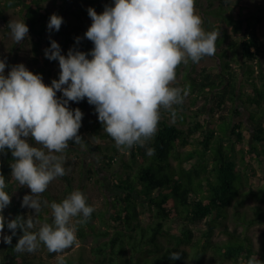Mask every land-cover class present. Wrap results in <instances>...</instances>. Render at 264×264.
Instances as JSON below:
<instances>
[{"label": "trees", "instance_id": "1", "mask_svg": "<svg viewBox=\"0 0 264 264\" xmlns=\"http://www.w3.org/2000/svg\"><path fill=\"white\" fill-rule=\"evenodd\" d=\"M49 1L0 0V21L8 25L7 11L17 8L25 18L32 34L34 53L38 55L44 41H48L50 16L55 13L63 18L61 8L78 5V15L84 25L80 26L79 43L74 36H66V55L70 48L90 52L93 44L84 37L92 22L87 9L94 8L99 14L106 5H113L114 0H53L61 6L56 11L46 6ZM232 1L217 0L216 8L202 11L206 32H219V25L225 22L232 26L234 34V40L229 43L228 38L232 35L226 31L215 42L213 56L220 62L219 72H211L206 67L197 70L196 64L186 70L192 106H197L200 100L204 103L197 109L191 108V113L184 102L173 105L175 122H159L156 134L144 147L137 144L128 149V159L103 130L95 108L88 112L86 98L79 106L69 105L71 109L79 108L84 113L82 119L93 129L98 143L86 138L82 126L79 135L84 138L86 150L97 158L100 166L115 172V187L119 191L113 200L110 198L105 213H100L86 201L94 211L87 223L79 227L78 235L81 240L90 235L97 240L105 239L91 250L96 264H207L206 256L210 252L216 264H246L252 255L264 261V234L258 250L247 232L230 230L227 226L224 230L227 241L213 240L216 229L229 220L228 210L232 206L244 205L249 199L264 203V183L257 189L251 186V174L255 173L251 168L252 161L264 162V35L258 27L263 19L258 12L240 5L243 0H235V4ZM210 3L213 6V2ZM211 17L217 20L213 22ZM57 65L59 68L58 62ZM182 66L183 63L177 67V73ZM44 71L34 69L31 72L43 76ZM242 108L254 123L250 144L245 143V124L237 120L243 115ZM189 145L191 149L182 150ZM71 147L82 148L70 142L68 149ZM148 148L154 149V154L148 155ZM11 162L10 151L0 153V174L5 177V191L11 195V203L5 209L11 213L9 219L17 215L26 218L29 208L21 207V202L28 190L10 176ZM93 166L97 168L95 164ZM61 177L67 190L72 192V179L67 174ZM45 193L49 200L54 199L49 192ZM141 208L150 210L151 222H142ZM254 211V217L235 212L237 226L248 229L264 221L263 208L257 206ZM98 217L106 224V229L94 224ZM206 218L209 230L204 243L194 241L189 228L166 230L170 221L183 226ZM48 221L51 223L52 219ZM4 230L7 235H12L6 223ZM21 235L22 232L17 230L11 245L0 239V264H31L33 259L28 256L31 253L14 251ZM183 246H191L194 250L190 252ZM173 252H179L181 259L171 260ZM67 264H87V260L80 257L68 260Z\"/></svg>", "mask_w": 264, "mask_h": 264}, {"label": "clouds", "instance_id": "2", "mask_svg": "<svg viewBox=\"0 0 264 264\" xmlns=\"http://www.w3.org/2000/svg\"><path fill=\"white\" fill-rule=\"evenodd\" d=\"M87 12L92 22L84 37L92 42V49L85 53L70 48L63 55L60 45L51 40L45 56L58 61L60 72L50 85L23 63L12 65L5 75L7 65L0 59V153L11 152L10 176L20 187L30 189L21 207L34 210L35 215L42 206L48 207L52 214L51 223H41L32 214L6 221L3 212L11 195L0 174V239L11 245L20 230L14 251L32 253L42 243L58 254L56 264H66L61 254L77 243L76 225L87 223L94 211L80 190L60 202L41 199L49 184L66 174L63 164L69 143L86 150L79 135L84 113L71 109L69 101L79 103L86 98L118 149L144 147L157 132L161 109L175 119L173 105L181 104L188 94L172 86L177 67L214 55L220 35L202 28L195 0H114L102 13L91 7ZM62 23L63 18L53 13L47 27L59 31ZM7 27L16 44L28 37L24 20L11 19ZM76 39L79 43L80 38ZM146 151L154 154L152 148ZM5 223L12 235H3ZM170 259L180 260L181 254L173 252ZM246 264L264 261L252 255Z\"/></svg>", "mask_w": 264, "mask_h": 264}, {"label": "rangeland", "instance_id": "3", "mask_svg": "<svg viewBox=\"0 0 264 264\" xmlns=\"http://www.w3.org/2000/svg\"><path fill=\"white\" fill-rule=\"evenodd\" d=\"M213 2V6L210 5V2ZM233 4H235V0L232 1ZM217 0H195V9L196 13L202 18V21L204 23V15L202 13L203 9H211L213 10L217 6ZM112 5V4H109ZM240 5L244 7H248L253 9L254 11L258 12V14L262 17L263 21L258 25L261 34L264 35V0H243L240 2ZM46 6L51 11H56L57 9L61 8V6L57 5L53 0L46 3ZM78 7V5L76 6ZM74 8L73 6H67L66 9L61 8L63 11V23L59 29V31L51 30L47 32V38L48 41L51 43V40H55L61 48V54L66 55L67 51V40L66 36L72 35L75 38H77L80 33L81 29L80 26L84 25V21L81 19L78 15V9ZM7 17L10 21L13 20H24L25 18L23 14L17 9L12 8L7 11ZM212 21H216L217 19L215 17H211ZM89 17L87 21H89ZM26 23V22H25ZM202 23V28H204V24ZM221 27V30L219 31L220 35H222L225 31L232 35V38H228L229 43L231 40H234V34L232 30V26H229L225 22L223 25H219ZM47 40L44 41L43 45L41 46V51L38 55H35L34 49H33V39L32 34L28 33V37L22 41L19 44H16L10 34V30L8 29L7 25L4 24L2 21H0V59L5 60L6 62V68H5V75H7V72L10 70L12 65L23 63L28 70L33 71L34 69H42L45 70L43 73V82L46 85H49V83L53 79H59V68L57 65L58 61L55 60H49L45 56V49H48L50 47V43ZM192 64H196V69L201 70L202 68L206 67L211 72H219L220 71V62L215 56H205L203 57L198 63H193L191 60L187 64L183 63V66L181 68V71L179 73L176 72V80L174 81L173 85L174 87H179L182 89L187 90V85H189V79H186V70L190 68ZM190 87V85H189ZM187 96L183 99L184 104L189 108V113L191 108L197 109L204 103L203 100H200L198 102L197 106H192V99L191 94L189 91H187ZM57 97L62 98V93L57 92ZM82 101L79 103L69 101V105L76 104L77 106L80 105ZM88 112L92 111L91 108H94L93 105L88 104ZM243 115L240 117H237V120L243 121L245 124L244 134H245V143L250 144L252 143V137H253V129H254V123L250 120L249 113L245 110V108H242ZM161 118L159 122L162 121H169L170 123H174L175 119L171 117V113L169 111H165L164 109H161L160 112ZM185 128H187L185 126ZM82 129L83 133L86 136L88 140H90L92 143H98L96 137L93 135V129L90 128V126L87 125V121L85 119H82ZM30 143H34L33 141H29ZM38 146V145H36ZM192 146L189 145L182 150H189ZM120 152L125 155V158H129V152L128 149H120ZM65 162L63 164V167L65 169L66 174L72 179L73 181V191L74 190H80L83 192V194L86 197V201L91 202L95 208L101 213L108 209V202L114 199V197L119 194V191L115 187L116 184V176L115 172L107 171L103 169L102 166H100V163L98 162L97 158L90 154L87 150L83 148H74L71 147L66 150L65 152ZM93 164L96 165L97 168L93 166ZM191 164L188 163V166ZM243 168V166H240ZM251 168L255 171L251 178V186L255 189H257L259 186H261L264 183V162H258L256 160H253L251 163ZM91 170V172H89ZM27 188V187H26ZM28 194H30V189H28ZM47 192H49L53 196V200H49L46 197V193L41 194L42 200H47L49 203L52 201L60 202L63 199H65L71 192H69L66 188V184L62 177H57L54 179L48 186ZM19 194V193H17ZM257 206H261L263 208L264 212V203L260 204L259 202L249 199L245 202L244 205L239 206L238 204H235L232 206L229 211V220L226 221L225 225H220L216 231L215 235L213 237V240L215 242H225L228 239L227 234L224 232L226 226L230 230H238L239 232H247L248 235L252 238L256 250H258L261 247L262 241H263V234H264V221H261L260 223L254 225L251 228L245 229V226H237L235 221V212L241 211L242 213H246L248 217H254L255 211L254 208ZM141 215L140 219L143 223H149L151 222V213L150 210L141 208ZM29 214L35 215L34 210L28 209ZM3 215L6 219H9L11 216V213L8 209H4ZM34 219H38L41 223L48 222V219H52L51 209L48 207H43L42 210L38 215L34 216ZM79 217L73 218V223H75ZM208 218L204 219L201 222H198L196 224H186L181 226V224L176 223V221H170L166 224V230H176L180 229L181 227L189 228L192 230L194 241L196 242H205V236L206 233L209 230V226L207 224ZM95 225H97L98 228L106 229L107 226L104 224L101 219L98 217L95 221H93ZM84 225V224H83ZM80 224H77V243L64 251L61 255L65 257V261L67 264L68 260H77L80 257H83L87 260V264H96L94 256H92V248L97 247L101 242H103L105 239L97 240L93 235L88 236L85 240H81L78 235V229L80 226H83ZM39 224L36 226V230L39 228ZM113 230V229H111ZM3 235H7V232L3 230ZM167 243V242H166ZM187 248L190 252H193L194 248L191 246H183ZM57 253H52L47 250V248L41 243L39 248L32 252L29 256L31 260V264H56V256ZM214 255L210 252L206 256V263L207 264H216V262L213 259ZM37 258V259H36ZM35 259V260H34ZM232 264V263H229Z\"/></svg>", "mask_w": 264, "mask_h": 264}]
</instances>
